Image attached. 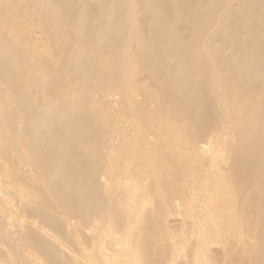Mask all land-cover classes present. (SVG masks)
Masks as SVG:
<instances>
[{
    "label": "bare ground",
    "instance_id": "1",
    "mask_svg": "<svg viewBox=\"0 0 264 264\" xmlns=\"http://www.w3.org/2000/svg\"><path fill=\"white\" fill-rule=\"evenodd\" d=\"M126 93L135 118L168 114L170 156L197 151L189 173L226 164L209 217L185 222L164 167L167 194L137 208L108 188L123 138L104 107ZM207 246L264 264V0H0V264H196Z\"/></svg>",
    "mask_w": 264,
    "mask_h": 264
},
{
    "label": "rangeland",
    "instance_id": "2",
    "mask_svg": "<svg viewBox=\"0 0 264 264\" xmlns=\"http://www.w3.org/2000/svg\"><path fill=\"white\" fill-rule=\"evenodd\" d=\"M130 95L131 94L126 93L124 97V101L122 100H121L122 102L120 101L121 104L117 101L118 104L113 103L111 105H106V107L104 108H106L107 111H105V109L103 108L104 113H107L108 115L106 116V118L109 119L107 124H109V122L112 120L110 122L111 126H113V128L114 126H116L115 128L119 129L120 134L122 135L123 138L122 140L121 137H119V135L116 134L111 135L112 137L111 140H114L113 142H115L114 145L116 146V147L114 146L115 148L113 149L117 148L118 150L116 152L118 153L121 152V154L119 153L117 154L118 155L117 156L112 151L113 153L112 155L114 158H118V161L117 162L115 161V165L117 168L120 167L122 172L118 173L119 171L113 170L112 168H110V166H108L107 169L108 171H106L107 173L110 172L108 176L109 177L108 188L112 190L111 192L115 194L118 201H120L121 203L123 202L124 204L130 207L137 208V205L144 203L146 200L151 202L152 200L151 198H161L167 194L168 191L164 188L163 185L161 186V184L157 182L158 180L156 179V175L153 173L154 170H157L156 168L164 167L163 170L166 169V171H164L163 173L164 177L166 178L168 177L167 179L172 181L173 180L172 176H173V178L175 179L174 181H176L175 182L176 186L179 185L181 186L180 189L176 187L179 192L182 193L183 190L181 189L184 183L185 184L183 189L185 188L184 190H186L187 188L188 190L185 191V196H186L185 198H182V196L178 198L181 195V193L179 192H177L178 194H180L179 196L176 194L178 196L176 197L179 201L177 199L174 200L176 197L173 198V204H177V201L178 203H180L181 202L180 199H182L181 204L187 206L186 211L188 212L192 211L190 217L185 216V222H192L193 220H196V218L201 219V218H207V216L209 217L211 213L214 212V210L207 208V206H208V202L210 203L211 200H213V198L210 197L209 199L208 193L205 192V190L211 189L213 185L212 182L218 180L219 178L223 177L228 179L229 172L225 168L226 164H224V167H221L218 170H214L210 167V169L208 170V172H206L207 174L204 175V177L202 175H198L197 172L193 173V175L192 173H189V171L192 170L193 168V161H194L193 158L194 156L197 155V151L182 147V149L180 150L177 156H173L172 154L170 156L169 146L172 145L178 146L179 137L178 135H174L175 130L171 128V126H169V123H165V121L167 122V120H169L168 114L157 112L158 110L155 107L150 108L148 114L153 124L149 125V121L147 122L148 120L147 117L146 119L135 118V116L139 114L137 113V111L141 110L138 107L139 101L141 102V98L136 94L133 96ZM119 105L120 106L123 105V106L120 107ZM146 109L148 110V108ZM117 136L119 137L120 141H118L119 139H117L118 138ZM124 139L126 140V142H128L129 147L131 149L129 147H126L128 146V144L125 142ZM130 145H132V147ZM127 148H129L133 152L128 151ZM159 152L161 153V155ZM201 154H202V159H204L203 165L205 166L207 171V168L209 167L208 153L204 150L203 153ZM168 156H170V158ZM165 157H167V159H165ZM166 160H169V162L173 161L171 162L173 164H169V162H167ZM175 163H177L181 167L178 166L179 169H177L178 167L176 168V166L174 165ZM174 167L177 170H175ZM178 171L179 174L181 173L179 177L180 183L179 181H177L178 179L176 174ZM195 171H197V169H195ZM149 180H151L150 183ZM186 186L189 187L192 186L191 188L193 190H191V193H189V189ZM149 188L151 189L149 190ZM164 189L166 190V192ZM177 189L175 190L174 188L175 191H177ZM192 191H194L196 195ZM135 196L138 197L139 199L135 200L133 198ZM191 197H194L195 199L194 198L191 199ZM181 211L184 213V207L183 209H181ZM149 218L155 222L158 220L159 217L155 216L154 214L151 215ZM142 219L144 220V218H141V220ZM141 220L140 222L143 221ZM203 235H204L203 238H201L199 235L198 236L189 235L186 241L182 244V246H179L180 251L178 252V257H177L178 263L180 262L184 263L190 260L198 252V249L201 245L199 241L203 240L206 243H208L210 237L213 236V234L209 232H205L203 233ZM206 250L208 251V258L207 259L203 258V260L200 259L199 261L197 260L196 264H226L227 263L226 259H224L227 256V249L225 247L207 246ZM212 250L214 252H212Z\"/></svg>",
    "mask_w": 264,
    "mask_h": 264
}]
</instances>
